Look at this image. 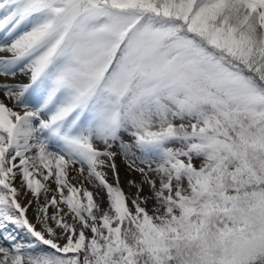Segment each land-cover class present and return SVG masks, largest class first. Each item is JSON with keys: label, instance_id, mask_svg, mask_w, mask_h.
Masks as SVG:
<instances>
[{"label": "rangeland", "instance_id": "rangeland-1", "mask_svg": "<svg viewBox=\"0 0 264 264\" xmlns=\"http://www.w3.org/2000/svg\"><path fill=\"white\" fill-rule=\"evenodd\" d=\"M91 1L84 9L80 0H0L3 22L22 13L6 32L11 39H0V52L26 55L43 47L47 56L30 55L32 69L22 79L28 81L38 70L45 76L36 118L48 126L55 121L49 129L54 139L47 140L61 147L44 148L43 160L56 178L76 153L78 166L99 180L96 188L95 179L87 181L90 192L76 185L59 200L50 197L65 210L52 223L45 219L46 236L35 233L46 239L47 248L19 250L10 260L264 264V90L247 84L237 70L187 37L200 36L213 44L210 48H223L253 66L261 58L253 72L264 78V0H217L196 12L195 3L206 0H167L166 5L108 0L118 6L140 4L172 20ZM55 7L62 11L47 25L44 17ZM15 29L24 33L21 40L15 39ZM5 65H0L3 84L12 76ZM15 85L4 90L17 107L26 101ZM116 99L122 100L123 115ZM17 127L18 111L0 102V137L13 135ZM102 156L110 172L98 168ZM5 163L1 158L0 171ZM61 190L69 191L65 184Z\"/></svg>", "mask_w": 264, "mask_h": 264}, {"label": "bare ground", "instance_id": "bare-ground-1", "mask_svg": "<svg viewBox=\"0 0 264 264\" xmlns=\"http://www.w3.org/2000/svg\"><path fill=\"white\" fill-rule=\"evenodd\" d=\"M2 25H0V27ZM1 31L2 30H0V39H5V33ZM13 53V50L8 49H4L3 52H0V62L6 63L5 66L7 68H10V65H7L9 61H15ZM12 66L18 69L10 68L12 76L10 80H6L8 83L3 84L5 83L4 81L6 78L2 79L0 77V102L18 111L20 127H18L13 135L0 137V148L2 147L0 150V159L3 158L7 162L5 163L4 170L0 171V214L3 215L8 212L13 213L8 216L10 218L2 220V226L0 229H4L8 227V225H11L12 227H15V231L20 230L21 233L26 237L32 238V240L28 241L30 243L22 242V240L19 239L20 236L15 235V232V236L11 233L7 234L8 237H11L10 240L13 242L14 247L12 250L6 249V251L0 247V264H13L10 260V254H14L15 251L25 250L26 248V250L34 249V247L41 245L45 246L47 243L46 239L40 237L36 238L35 233L40 232V234L42 233L45 235L43 228L45 219H48L52 223L54 218L63 216L65 210L64 207L59 204V201L50 202V197L55 196V199L59 200L62 194H70L73 192L76 185L83 186L81 190L86 191L85 187H87V181L92 178L87 176V169L82 170L78 166L80 157L76 153L71 154V158L66 160V163L61 168L60 173L58 174L59 176L55 178L53 172H51V167L41 156L42 153H45L46 149L40 141L41 136L44 133V130L42 129L43 123H39L38 125V118H35V128L32 126L33 122H30L26 116H23L34 114L37 117L38 109L37 111L34 109L35 107H31L32 109H25L28 104L23 102L15 107L13 96L2 89V87H7L9 84L24 81L22 80L25 78L23 75L30 74L31 67L27 66V63L12 64ZM4 70H6L5 67ZM7 78L9 79V76ZM46 130L49 132V137L54 139V134H51V131L48 129ZM59 143L60 142L53 143V145L61 147ZM15 148H17V150ZM48 153L50 154L51 152ZM100 160L102 165L98 168L101 169V172L102 169L103 171L110 172L109 168L105 167V157H100ZM88 173L92 172L88 171ZM92 174L95 175V172ZM106 174L108 175L109 173ZM102 178L104 181L110 179L109 177L107 179L105 176ZM92 179H95L96 181V183L93 184L96 188L99 180L97 178ZM136 180L142 182L138 177ZM61 184H65L69 191L63 192L61 190ZM90 191L91 190L88 188V192ZM93 191H95V189H93ZM4 202H9L10 207L5 208ZM99 204L100 203H96V205ZM107 205H109L107 200L103 201L104 211H106ZM18 209L20 212L19 214H16L15 211ZM90 221L97 222V220ZM52 241L55 242V240ZM49 253L50 250L47 252V257L50 256ZM34 254L37 255L38 253Z\"/></svg>", "mask_w": 264, "mask_h": 264}, {"label": "trees", "instance_id": "trees-1", "mask_svg": "<svg viewBox=\"0 0 264 264\" xmlns=\"http://www.w3.org/2000/svg\"><path fill=\"white\" fill-rule=\"evenodd\" d=\"M144 1H146V0H144ZM191 1H194L195 2V0H191ZM207 2L206 3H204L203 1L202 2H196L195 3V9H194V12H196V11H198L199 9L200 10H202V8H204L205 6H209V5H213V3L215 2V1H217V0H206ZM209 1V2H208ZM162 2H163V4H165L166 5V3L168 2L167 0H162ZM200 6H202V7H200ZM193 12V11H192ZM191 16H190V20L193 18V13L192 14H190ZM185 22H188L186 19H185ZM214 29V27H212L210 30H209V32L210 31H212ZM196 30H197V28H196ZM223 30H224V34L225 35H229V33H227V31L223 28ZM195 32V31H194ZM196 33V32H195ZM197 34H200V35H202V36H205V37H208V35L206 34H201V33H197ZM224 34H222L223 36H224ZM192 37L194 38V39H196L197 41H199V40H201V39H203V38H201L200 36L198 37V36H196V35H194V34H192ZM235 38H238L236 35H235ZM206 39V38H205ZM240 41H238V43H239ZM208 43L210 44V46H211V42H209L208 41ZM213 45V44H212ZM239 45V48L241 49V50H244L242 47H240V44H238ZM215 46V45H214ZM208 48V47H207ZM239 49V50H240ZM219 50V51H218ZM212 51H213V53L215 54V55H217L218 56V58L220 59V60H222V62L223 63H225V65L226 66H228L229 68H231V69H235V70H237L241 75H243V77H245V79L246 80H250V81H252V82H254V83H256V84H258V85H263L264 86V78H263V76H261V75H258V74H256L255 72H253V69L255 68V66H259V64L261 65L262 64V62H263V60L261 59V58H258V60L254 63V66L253 65H250V63L248 62V61H246V59H241V57L242 56H237V55H231V53H228V52H226V50L225 49H223V48H221V49H219V48H217L216 47V49H212ZM239 53V52H238ZM216 56V57H217ZM241 60H243V61H245V62H242ZM247 62V63H246ZM250 66H253V67H250Z\"/></svg>", "mask_w": 264, "mask_h": 264}]
</instances>
